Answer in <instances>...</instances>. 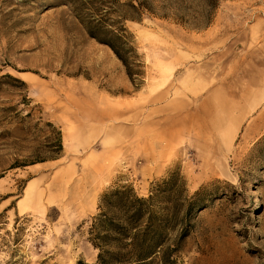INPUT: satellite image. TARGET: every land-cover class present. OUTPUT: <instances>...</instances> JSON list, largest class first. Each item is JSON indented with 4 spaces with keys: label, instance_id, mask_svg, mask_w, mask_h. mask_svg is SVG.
<instances>
[{
    "label": "rangeland",
    "instance_id": "rangeland-1",
    "mask_svg": "<svg viewBox=\"0 0 264 264\" xmlns=\"http://www.w3.org/2000/svg\"><path fill=\"white\" fill-rule=\"evenodd\" d=\"M101 1L0 0V264H97L103 196L172 175L205 206L176 264H264V0ZM91 3L141 9L135 82Z\"/></svg>",
    "mask_w": 264,
    "mask_h": 264
},
{
    "label": "trees",
    "instance_id": "trees-1",
    "mask_svg": "<svg viewBox=\"0 0 264 264\" xmlns=\"http://www.w3.org/2000/svg\"><path fill=\"white\" fill-rule=\"evenodd\" d=\"M94 1L104 6L103 1ZM94 4L87 8L91 20L80 11L79 19L86 24L91 38L114 52L135 82L140 65L126 22L139 20L141 9L134 4L117 3L103 13ZM57 147L62 151L60 137ZM185 187L179 176L172 175L154 187L148 198H140L131 188L105 194L90 231L91 241L99 251L97 264H176L173 258L189 236L193 215L205 208L203 201H196L200 194L195 199L188 198ZM176 233L178 236L174 237Z\"/></svg>",
    "mask_w": 264,
    "mask_h": 264
},
{
    "label": "bare ground",
    "instance_id": "bare-ground-1",
    "mask_svg": "<svg viewBox=\"0 0 264 264\" xmlns=\"http://www.w3.org/2000/svg\"><path fill=\"white\" fill-rule=\"evenodd\" d=\"M28 194H29V193H28ZM18 204H20V202H19Z\"/></svg>",
    "mask_w": 264,
    "mask_h": 264
}]
</instances>
